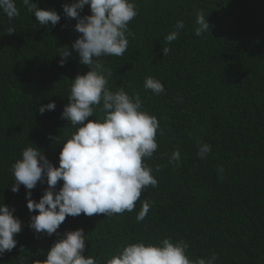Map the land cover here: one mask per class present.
<instances>
[{"label": "trees", "instance_id": "obj_1", "mask_svg": "<svg viewBox=\"0 0 264 264\" xmlns=\"http://www.w3.org/2000/svg\"><path fill=\"white\" fill-rule=\"evenodd\" d=\"M15 2L19 16L10 20L0 11V204L14 208L22 227L16 247L0 254V264L43 261L65 232L78 229L87 236L83 255L98 264L123 244L166 237L186 242L191 260L215 253V264H264V0H132L138 15L129 22L127 50L101 59L112 73L109 87L139 93L142 110L159 121L158 148L145 161L158 186L140 197L150 211L137 222L138 200L131 213L67 216L51 236L29 227L38 212L28 210L26 199L31 191L39 202L47 183L32 190L21 185L13 193L11 165L34 146L59 167L62 142L75 131L62 118L70 84L91 69L71 47L81 34L62 6L73 0H31L61 16L55 27L40 25L22 0ZM201 10L210 27L197 37ZM90 14L87 5L80 13ZM177 21L184 28L167 43ZM63 47L71 55L61 66ZM163 48L171 51L164 55ZM149 76L163 84V93L145 89ZM51 102L55 110L40 114L39 107ZM102 115L97 108L89 119ZM198 141L211 146L206 159L197 155ZM176 150L180 161L170 164Z\"/></svg>", "mask_w": 264, "mask_h": 264}, {"label": "clouds", "instance_id": "obj_2", "mask_svg": "<svg viewBox=\"0 0 264 264\" xmlns=\"http://www.w3.org/2000/svg\"><path fill=\"white\" fill-rule=\"evenodd\" d=\"M22 2L42 26L50 23L55 27L61 20L55 10L40 9L31 0ZM86 5L91 14L81 17ZM62 7L65 17L77 21L75 31L81 34L71 47L78 53L80 63L91 69L72 80L69 103L62 112V118L71 122L75 131L62 142L59 167H54L34 146L25 148L21 158L11 165L15 180L11 187L13 193L18 192L21 185L32 190L38 182L47 183L48 188L39 202L31 199V191L26 193V199L28 210L38 212L31 216L29 227L35 233L48 236L57 233L67 216L83 213L89 217L94 214L111 217L126 211L131 213L142 191L158 186L153 169L145 161L158 148L159 121L142 110L139 93L129 95L123 88L112 90L109 87L112 73L101 59L122 56L127 50V37L132 35L129 22L138 15L135 3L132 0H73ZM0 11L10 20L20 14L15 0H0ZM196 24L197 37L209 30L202 10L197 12ZM183 28V21H177V30L166 35V42L176 40ZM7 31L12 34L15 29L10 27ZM170 51L162 49L164 55ZM70 55L67 47L59 48L61 66ZM144 87L155 95L164 92L163 84L152 76L145 78ZM55 108L56 104L51 102L40 106L39 112L43 114ZM97 108L103 115L89 119ZM197 147L201 159H206L212 151L207 143L198 141ZM180 158L179 150L173 151L169 163H178ZM223 172L222 167L218 168V177ZM59 181L63 184L57 191ZM140 203L137 222L144 221L151 208L146 199ZM13 212L14 208L0 204V254L11 252L17 244L14 236L20 233L22 225ZM86 237L83 229L65 232L48 250L45 260H34L32 264H98L96 258L83 255ZM188 247L183 240L173 242L167 237L159 243L143 240L126 243L103 264H215L218 258L213 253L208 258L191 260L187 255Z\"/></svg>", "mask_w": 264, "mask_h": 264}]
</instances>
